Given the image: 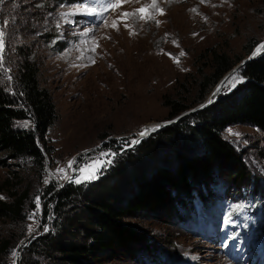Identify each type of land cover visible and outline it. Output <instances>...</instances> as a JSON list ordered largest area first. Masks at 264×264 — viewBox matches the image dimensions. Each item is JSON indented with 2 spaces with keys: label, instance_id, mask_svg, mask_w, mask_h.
<instances>
[{
  "label": "rangeland",
  "instance_id": "1",
  "mask_svg": "<svg viewBox=\"0 0 264 264\" xmlns=\"http://www.w3.org/2000/svg\"><path fill=\"white\" fill-rule=\"evenodd\" d=\"M150 2L130 0L120 9L107 12H101L107 0L0 2V24L9 22L4 40V66L8 71L0 72V82L22 105L15 92L14 73L17 60L27 56L36 62L39 78L50 91L56 112L46 135L50 151L40 144L45 155L42 170L30 158L12 157L0 150V199H9L13 189L29 188L24 220L0 216V239H11L0 264H20L23 248L50 228L53 201L47 202L46 217L42 214V203L51 192L69 181L75 182L79 176L65 181L66 173L58 171L73 156L78 164L85 154L89 161L93 155L104 153L100 160L111 162L100 168L97 178L114 165L115 157L128 154L125 150L129 148L134 151L158 130L139 139L137 135L141 131L155 129L162 121L192 107L222 85V82L214 85L218 78L200 89L204 74L213 69L214 51L225 53L230 59L240 55L232 66L264 43V0H206L203 3L201 0H157L164 14L154 13V20L146 22L138 15L121 19L122 12H134ZM83 9H92V12ZM113 22L116 28L111 27ZM52 34L64 41L62 48L48 38ZM237 71L241 73L240 68ZM203 92L205 95L198 102L170 115V100L187 104ZM187 116L159 129L172 124L178 128L157 140L158 150L148 158L145 156L142 165L153 161L156 165L171 166L173 155L169 140L179 146L186 144L189 153H199L200 143L190 129L195 120ZM15 124L30 128L33 119L23 118ZM221 134L242 155L251 174L258 178L259 188L264 190V130L249 123H233ZM89 181L82 183L86 185ZM49 183L53 189L47 191ZM225 186L218 183L209 188L222 191ZM201 193L206 194L204 187ZM176 196L172 215L170 211L142 212L123 218L125 223L143 232L151 243L149 250L170 251L176 257L173 263L162 264H264L259 258L263 246L253 238L255 233H251L259 214L250 212L249 200L222 197L204 204V199L194 193ZM229 217L230 222L225 223ZM30 226L32 232L28 230ZM234 241L242 244L235 246ZM247 241H251L249 247L245 245ZM243 247L244 252L238 251L241 259L231 261L227 257V250ZM14 249L18 253L15 258ZM114 255L96 264H149L145 252L138 250Z\"/></svg>",
  "mask_w": 264,
  "mask_h": 264
},
{
  "label": "trees",
  "instance_id": "2",
  "mask_svg": "<svg viewBox=\"0 0 264 264\" xmlns=\"http://www.w3.org/2000/svg\"><path fill=\"white\" fill-rule=\"evenodd\" d=\"M57 36L52 34L48 38L62 48L64 41L55 39ZM239 58L240 55L230 59L225 53L214 51L213 69L204 74L200 89L204 84L215 82ZM17 65L15 92L23 104H18L16 95L0 82V150L12 157L30 158L42 170L45 155L40 144L50 151L46 135L56 117L55 104L50 91L41 83L36 62L26 56L22 61L17 60ZM240 72L248 77L245 82L187 116L195 120L190 129L200 143L199 153H189L186 144L179 146L169 140L173 155L171 166L156 165L153 161L142 165L145 156L148 158L158 150L157 140L178 129L177 124L167 125L144 139L134 151L129 148L125 150L128 154L115 157L114 165L86 185L69 181L54 190L42 203V214L46 217L47 202L53 201L52 224L23 248L20 264H96L100 259L114 257L115 253L134 250L145 252L149 264L173 263L176 257L170 251L149 250L151 243L143 232L125 223L123 218L142 212L171 213L176 194L194 193L204 199V204L222 197L249 200L252 211L259 214L255 230H260L256 234L264 244V190L259 188L258 178L251 174L242 155L221 134L233 123H249L264 130V53L244 63ZM235 75L238 76V71ZM204 95L205 92L199 93L187 104L170 100V115L198 102ZM28 117L33 119V127L15 124L16 120ZM218 183L226 184L224 190L209 188ZM52 186L49 183L46 190L53 189ZM201 187L205 188V195ZM28 198V187L11 190L9 199H0V216L24 220ZM10 244V238L0 239L1 261Z\"/></svg>",
  "mask_w": 264,
  "mask_h": 264
},
{
  "label": "snow or ice",
  "instance_id": "3",
  "mask_svg": "<svg viewBox=\"0 0 264 264\" xmlns=\"http://www.w3.org/2000/svg\"><path fill=\"white\" fill-rule=\"evenodd\" d=\"M0 2H2V0H0ZM130 0H107V3H105L102 8H101V12H107L109 10L115 11L117 9H120L122 7L123 4L125 3H129ZM201 2H206V0H201ZM83 11L91 13L92 9H83ZM192 11H195V9H192ZM154 13H158L160 15L164 14V11L162 8H160L158 6L157 0H151L150 3L143 5L142 7L136 9L134 12H122L120 14L121 19L122 20H126L129 17L132 16H136L138 15L139 19L144 20V21H149V20H154L155 19V15ZM8 21H3L2 24H0V72H4L7 73L8 69L5 68L4 66V40H5V35H6V31H7V25H8ZM157 25H159V21H156ZM107 26V24H106ZM111 27L116 28V22H113ZM125 27H129L127 24H125ZM132 34V33H130ZM93 45H96V42L93 41ZM93 51H95V47L92 48ZM261 53H264V43H261L256 49L255 51L252 53V56L255 57ZM181 56L184 55L183 52L180 53ZM93 63H95V61H92ZM8 79L10 80L11 77L9 76ZM228 82H231L233 84V86L235 85V83H239L240 80L239 78L235 75V72L233 73V75L229 78H227ZM217 92L220 91V88H217L216 90ZM215 95V93H214ZM211 102V101H209ZM24 126H27V123H25ZM145 131H141L139 133L140 136H143L145 134ZM138 141H132V143H137ZM105 154L101 153V156L103 157ZM111 161H104V160H95L92 163L85 165L82 168L78 169L79 172V176L75 179V183H82L84 181H88V180H92L96 178V173L99 172L100 168L104 166L105 163H110ZM74 161L70 160L68 161V167L71 168L73 165ZM58 171L60 173L64 172L63 168L58 169ZM45 183H47V181H45ZM36 204H37V212L39 211V197H37L36 200ZM239 207V206H238ZM36 213L33 214V216H35ZM230 217L228 219L225 220V223L230 222ZM29 232L33 231V228L30 226L29 227ZM47 231V229H45ZM23 245V242H21V246ZM12 256L15 258L18 256L17 251L14 249L12 252Z\"/></svg>",
  "mask_w": 264,
  "mask_h": 264
},
{
  "label": "water",
  "instance_id": "4",
  "mask_svg": "<svg viewBox=\"0 0 264 264\" xmlns=\"http://www.w3.org/2000/svg\"><path fill=\"white\" fill-rule=\"evenodd\" d=\"M253 51H251L249 54H247L246 56H244L243 58H241L237 63H235L234 65H232L229 69H227L220 77L219 79L215 82V84L217 82H220L224 80V78H226V76L228 75L229 72L233 71L235 68L241 67L244 63H246L248 60L254 58L252 56ZM248 79L247 76L243 75L242 73H240V82L239 83H235V85L233 86V84L231 82H229L227 84V86L222 87V89L217 92H213V90H211L201 101H199L197 104L193 105L192 107H189L185 110H183L182 112H180L179 114H177L176 116H174L173 118L169 119V120H165L162 121L161 124H159L158 127H156L155 129H150L148 130L147 133H145V135L140 136L137 135V138H142L145 137L148 133L159 130L161 127H163L166 124H171L181 118H183L186 115H189L193 112H196L197 110L203 109L209 105H211L214 101L218 100L220 97L224 96L225 94L230 93L231 91H233L239 84L245 82ZM214 84V85H215ZM215 93V95H214ZM211 101V102H209ZM79 175L78 170H74L72 173H70L67 177V180H70L72 178H75Z\"/></svg>",
  "mask_w": 264,
  "mask_h": 264
},
{
  "label": "built area",
  "instance_id": "5",
  "mask_svg": "<svg viewBox=\"0 0 264 264\" xmlns=\"http://www.w3.org/2000/svg\"><path fill=\"white\" fill-rule=\"evenodd\" d=\"M144 135H145V134H144ZM101 158H102L101 153H97V154L93 155L91 158H89V159H88L89 161H87V154H85V155L82 157V159L79 161V163L76 164V157L73 156L72 159H71L72 161H74L72 167L69 168V167H68V163H67V165H66L65 168H64V173H66V174H65V177H64L65 181H67V177H68V175H69L70 173H72L74 170H78L79 168H82V167H84L85 165H88V164L92 163L93 161L98 160V159H101ZM69 161H70V160H69ZM74 166H76L75 169H74Z\"/></svg>",
  "mask_w": 264,
  "mask_h": 264
},
{
  "label": "bare ground",
  "instance_id": "6",
  "mask_svg": "<svg viewBox=\"0 0 264 264\" xmlns=\"http://www.w3.org/2000/svg\"><path fill=\"white\" fill-rule=\"evenodd\" d=\"M259 45H260V44H259ZM259 45H257V46L254 48L253 52L255 51V49H256ZM239 68H240V67L235 68L233 71H231V72H229V73L236 72ZM229 73H228V74H229ZM237 77L240 78V74H239V73H238V76H237ZM224 79H225V78H224ZM221 82H222V81H220V83H221ZM223 82H224V83H223ZM223 82H222V85H220V86L217 87V88H220L221 86L223 87L224 85L227 86V84L229 83L227 79H226V80H223ZM217 83H219V82H217ZM217 83H216V84H217ZM216 84H215V85H216ZM217 88L214 89V90L212 89L213 92H215V91L217 90ZM159 124H161V123H159Z\"/></svg>",
  "mask_w": 264,
  "mask_h": 264
}]
</instances>
